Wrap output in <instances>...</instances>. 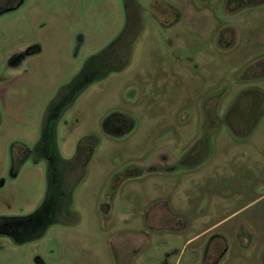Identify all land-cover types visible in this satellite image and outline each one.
I'll use <instances>...</instances> for the list:
<instances>
[{"label": "rangeland", "instance_id": "rangeland-1", "mask_svg": "<svg viewBox=\"0 0 264 264\" xmlns=\"http://www.w3.org/2000/svg\"><path fill=\"white\" fill-rule=\"evenodd\" d=\"M135 3L129 63L54 127L62 159L92 150L76 223L22 244L0 236V264H264V0ZM0 10V216H23L44 196L32 148L47 105L127 16L122 0Z\"/></svg>", "mask_w": 264, "mask_h": 264}, {"label": "trees", "instance_id": "trees-1", "mask_svg": "<svg viewBox=\"0 0 264 264\" xmlns=\"http://www.w3.org/2000/svg\"><path fill=\"white\" fill-rule=\"evenodd\" d=\"M122 1L127 16L123 32L105 49L85 60L80 70L67 85L58 90L45 109L40 136L32 148L34 155L42 158L46 165L43 199L27 215L0 216V236L10 238L15 244L39 239L54 224L76 223L77 216L70 209L71 193L79 181L77 175L82 171L88 152L90 154L92 150L85 152L78 144V151L72 159H62L55 147L54 127L61 113L88 85L111 73L122 71L129 63L132 46L140 34V9L135 0ZM207 122L210 126L214 124L210 117Z\"/></svg>", "mask_w": 264, "mask_h": 264}, {"label": "crops", "instance_id": "crops-1", "mask_svg": "<svg viewBox=\"0 0 264 264\" xmlns=\"http://www.w3.org/2000/svg\"><path fill=\"white\" fill-rule=\"evenodd\" d=\"M131 262H133V261H131Z\"/></svg>", "mask_w": 264, "mask_h": 264}]
</instances>
